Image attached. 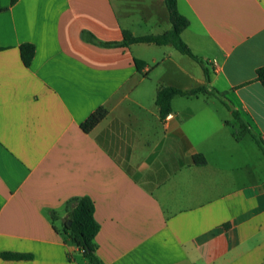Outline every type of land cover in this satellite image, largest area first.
<instances>
[{
    "label": "crops",
    "instance_id": "obj_1",
    "mask_svg": "<svg viewBox=\"0 0 264 264\" xmlns=\"http://www.w3.org/2000/svg\"><path fill=\"white\" fill-rule=\"evenodd\" d=\"M0 3V264H87L63 232L65 204L82 197L95 204L104 264H264L259 145L221 100L264 139V0H178L190 21L182 38L210 82L172 45L82 38L164 34L166 0ZM25 43L36 48L30 67ZM162 86L223 94L177 96L162 119ZM101 107L108 116L86 133Z\"/></svg>",
    "mask_w": 264,
    "mask_h": 264
},
{
    "label": "trees",
    "instance_id": "obj_2",
    "mask_svg": "<svg viewBox=\"0 0 264 264\" xmlns=\"http://www.w3.org/2000/svg\"><path fill=\"white\" fill-rule=\"evenodd\" d=\"M18 0H12V4L17 3ZM166 4L170 13L172 28L164 34L153 35L147 37H135L129 31H123V40L120 42H103L99 40L94 34L88 31L82 32L84 41L96 46L105 48L116 47H130L133 44L146 43L157 46L172 45L178 52L186 55L196 61L204 70L206 80L210 82V74L207 63L193 53L189 45L183 40V32L190 26V21L183 14H181L178 7V0H166ZM4 9L0 3V13ZM3 48L0 46V51ZM21 58L26 67H30L35 57L36 48L33 44L25 43L20 46ZM135 63L139 72H142L146 63L135 59ZM257 81L264 87V66L257 69ZM200 94H212L221 97L223 93L216 89H209L208 86L198 87L193 90H182L173 86H162L157 91L156 104L160 109V116L162 119L167 118L173 112V100L177 96L190 97L198 96ZM222 103L233 113L237 120L240 129L243 132L251 134L256 143L264 153V139L256 135L248 126L241 120L239 112L235 111L230 102L222 98ZM108 110L106 107H101L95 111L83 124L82 128L86 133H90L97 127L107 116ZM195 165L203 166L207 164L204 155L197 154L192 157ZM68 212L67 222L64 225L63 232L69 240L77 246L84 258L88 261L87 264H104L97 254L98 246L96 243V236L100 231V224L95 219V204L89 197L72 198L66 204ZM57 214L53 213V218L56 220ZM71 222V225H69ZM5 260H25L31 259V255L17 254V253H3Z\"/></svg>",
    "mask_w": 264,
    "mask_h": 264
},
{
    "label": "rangeland",
    "instance_id": "obj_3",
    "mask_svg": "<svg viewBox=\"0 0 264 264\" xmlns=\"http://www.w3.org/2000/svg\"><path fill=\"white\" fill-rule=\"evenodd\" d=\"M152 77H154V74ZM239 129H240V127H239ZM257 148H259V150H260V153H259L260 157L258 158L256 156V169L259 170L260 174H264V153L260 147H257Z\"/></svg>",
    "mask_w": 264,
    "mask_h": 264
},
{
    "label": "water",
    "instance_id": "obj_4",
    "mask_svg": "<svg viewBox=\"0 0 264 264\" xmlns=\"http://www.w3.org/2000/svg\"><path fill=\"white\" fill-rule=\"evenodd\" d=\"M69 225H71V222H69Z\"/></svg>",
    "mask_w": 264,
    "mask_h": 264
}]
</instances>
